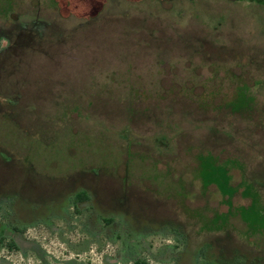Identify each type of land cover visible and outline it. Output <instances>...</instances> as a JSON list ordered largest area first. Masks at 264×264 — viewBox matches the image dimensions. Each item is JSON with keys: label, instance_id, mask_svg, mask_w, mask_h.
I'll return each instance as SVG.
<instances>
[{"label": "rangeland", "instance_id": "obj_1", "mask_svg": "<svg viewBox=\"0 0 264 264\" xmlns=\"http://www.w3.org/2000/svg\"><path fill=\"white\" fill-rule=\"evenodd\" d=\"M0 31L21 35L0 52L3 150L41 173L128 175L190 236L233 227L235 259L264 261V203L237 207L236 161L197 159L211 126L232 135L227 150L264 156V0H0ZM243 84L259 113L217 112Z\"/></svg>", "mask_w": 264, "mask_h": 264}, {"label": "flooded vegetation", "instance_id": "obj_2", "mask_svg": "<svg viewBox=\"0 0 264 264\" xmlns=\"http://www.w3.org/2000/svg\"><path fill=\"white\" fill-rule=\"evenodd\" d=\"M20 36L0 35V52L14 47ZM248 89L241 85L235 98L217 112L254 118L259 109ZM242 99L248 104L244 114L230 107ZM209 131L213 144L205 145L204 155L197 159L208 155L222 162L236 161L238 167L230 171L232 181L233 171L239 177L230 182L233 195L247 200L237 207L249 209L256 199L264 203V176L258 177L264 171L263 153L255 151L253 156L236 146L227 150L235 145L232 135L214 126ZM214 149L226 155L220 157ZM2 151L9 157L0 154V264H93V250L101 257L99 264H240L236 257L244 243L233 227L212 233L209 238L215 240L218 254H209L203 241L209 238L190 236L174 212L167 210L161 194L141 188L128 175L116 178L105 168L41 173L0 147ZM231 208L235 207L228 200L226 211ZM193 246L199 247L192 251ZM187 251L191 256L183 257Z\"/></svg>", "mask_w": 264, "mask_h": 264}, {"label": "trees", "instance_id": "obj_3", "mask_svg": "<svg viewBox=\"0 0 264 264\" xmlns=\"http://www.w3.org/2000/svg\"><path fill=\"white\" fill-rule=\"evenodd\" d=\"M240 99V98H239ZM239 103H241V107L240 108H238V104ZM243 105H245L244 103H242V101H238V100H234L232 103H231V105H230V107H233L234 109H240L239 111H241L243 114L246 112V111H243L246 107L245 106H243ZM242 116H244V117H247V116H245V115H242ZM227 200H228V198H227Z\"/></svg>", "mask_w": 264, "mask_h": 264}]
</instances>
